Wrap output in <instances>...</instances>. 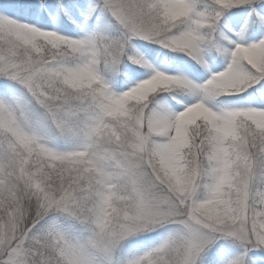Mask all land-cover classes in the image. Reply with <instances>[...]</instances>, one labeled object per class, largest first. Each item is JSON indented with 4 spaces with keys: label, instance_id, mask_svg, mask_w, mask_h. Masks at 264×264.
<instances>
[{
    "label": "snow or ice",
    "instance_id": "1",
    "mask_svg": "<svg viewBox=\"0 0 264 264\" xmlns=\"http://www.w3.org/2000/svg\"><path fill=\"white\" fill-rule=\"evenodd\" d=\"M0 264H264V0H0Z\"/></svg>",
    "mask_w": 264,
    "mask_h": 264
}]
</instances>
